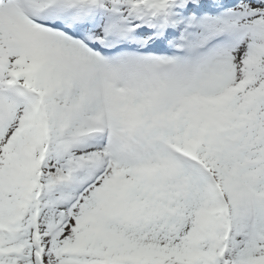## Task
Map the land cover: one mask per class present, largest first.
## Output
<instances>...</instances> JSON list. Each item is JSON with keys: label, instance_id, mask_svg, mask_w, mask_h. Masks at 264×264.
<instances>
[{"label": "snow or ice", "instance_id": "obj_1", "mask_svg": "<svg viewBox=\"0 0 264 264\" xmlns=\"http://www.w3.org/2000/svg\"><path fill=\"white\" fill-rule=\"evenodd\" d=\"M0 264H264V0H0Z\"/></svg>", "mask_w": 264, "mask_h": 264}]
</instances>
